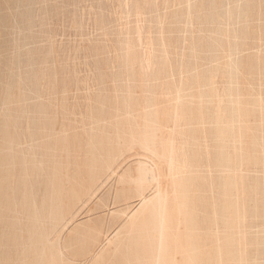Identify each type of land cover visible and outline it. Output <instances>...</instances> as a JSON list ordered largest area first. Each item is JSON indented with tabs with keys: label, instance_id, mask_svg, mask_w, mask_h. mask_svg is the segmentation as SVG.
I'll list each match as a JSON object with an SVG mask.
<instances>
[{
	"label": "rangeland",
	"instance_id": "374dc122",
	"mask_svg": "<svg viewBox=\"0 0 264 264\" xmlns=\"http://www.w3.org/2000/svg\"><path fill=\"white\" fill-rule=\"evenodd\" d=\"M0 98V264H149L158 185L177 259L264 264V0H0Z\"/></svg>",
	"mask_w": 264,
	"mask_h": 264
},
{
	"label": "bare ground",
	"instance_id": "6f19581e",
	"mask_svg": "<svg viewBox=\"0 0 264 264\" xmlns=\"http://www.w3.org/2000/svg\"><path fill=\"white\" fill-rule=\"evenodd\" d=\"M14 8V7H13ZM139 12V11H138ZM140 13V12H139ZM139 16V15H138ZM141 16V15H140ZM139 16V19H141V17ZM149 44V43H148ZM152 45V44H151ZM152 47V46H151ZM148 48V47H147ZM148 50V49H147ZM148 52V51H147ZM138 53V52H137ZM145 54V52H144ZM141 55V54H140ZM148 55V54H147ZM133 56V55H132ZM151 56V55H150ZM138 58V57H137ZM149 59V58H147ZM118 96V95H117ZM4 98V97H3ZM1 99V98H0ZM118 100V99H117ZM118 102V101H117ZM150 103V102H149ZM121 104V103H120ZM239 113V112H238ZM153 114V113H151ZM238 115H241V114H238ZM132 120V119H131ZM137 122V121H136ZM232 123V122H230ZM233 124V123H232ZM148 126V125H147ZM146 128V127H145ZM234 136V135H233ZM156 137H157V134H156V131L155 130H150V135L149 136H145V138H143L141 141L138 140L137 137H134L133 141H140L144 144L143 147H145L147 145L150 146L151 143L155 144L156 142ZM163 137V136H162ZM165 138V136H164ZM163 140V139H162ZM173 140V139H171ZM108 142V141H107ZM140 142H138L140 144ZM164 142V141H163ZM174 142V140L172 141V143ZM236 142V141H235ZM166 144V143H165ZM152 145V144H151ZM156 145V144H155ZM167 145V144H166ZM173 145V144H172ZM180 146V145H179ZM105 147V146H104ZM162 147V146H160ZM167 148V146H165ZM163 148V147H162ZM174 147H172V150H173ZM182 148V146H181ZM151 149V148H149ZM148 149V150H149ZM154 149V148H153ZM165 149V148H164ZM185 149V148H184ZM249 149V148H248ZM247 149V150H248ZM99 150V149H98ZM152 150V149H151ZM177 150L179 151V147L177 148ZM250 150V149H249ZM156 151V150H155ZM154 150L152 152H155ZM253 151V149H252ZM252 151H249L252 153ZM159 152V150H158ZM181 152V151H180ZM247 151V153L245 154H248L249 153ZM173 153H176V150L175 152H172ZM179 153V152H178ZM178 153H176L178 155ZM254 153V152H253ZM160 154V153H159ZM152 155V153H151ZM155 156H157V154H153ZM177 155H172L171 157L169 156L168 161L170 159V161L172 163H174L175 167L172 165V164H169L171 162L168 163V165H171L172 167H174L175 169V172H176V169L179 168V164H178V159L177 158ZM179 155H182V154H179ZM249 155L251 156V154L249 153ZM159 156V155H158ZM157 156V157H158ZM164 156V155H163ZM176 156V158H175ZM248 156V155H247ZM162 156H159V160L161 159ZM180 157V156H179ZM183 157H184V154H183ZM182 157V158H183ZM186 157V156H185ZM246 158V156H245ZM165 159V158H164ZM166 159V160H167ZM185 159V158H184ZM182 159V161L184 160ZM250 159V157H249ZM93 160V159H92ZM100 160V159H99ZM158 160V161H159ZM181 160V159H180ZM179 160L180 163H183L184 162H181ZM164 161V160H163ZM189 161V160H188ZM166 162V161H165ZM249 162V161H247ZM158 163V162H157ZM157 163H156V168L157 167H160L161 165H158L157 166ZM187 163V161H186ZM99 164V163H98ZM139 164H142V163H138V166H140ZM178 164V165H177ZM90 165V164H89ZM176 165L178 166L176 168ZM185 165V164H184ZM112 166V164H111ZM137 166V167H138ZM89 167V166H88ZM99 167V166H98ZM108 168V167H107ZM113 168V167H112ZM161 168V167H160ZM182 168H187V165L186 167L183 166ZM158 169V168H157ZM180 169H181V166H180ZM152 169H149V167H145V165H141L139 170L140 172V175H138L135 179L134 178V181H139L141 184L144 183L146 181V179H151L152 180V177L150 176H153V178L156 176V174L153 172V170L151 171ZM160 171V169H158ZM179 170V169H178ZM185 170V169H184ZM187 170V169H186ZM182 171V169L180 170ZM107 172V171H106ZM109 172V171H108ZM111 172V171H110ZM153 173V175H152ZM159 173V172H158ZM181 173V172H179ZM155 174V175H154ZM169 174V173H168ZM173 174V173H172ZM101 175V174H100ZM106 175V174H105ZM108 175V174H107ZM158 175V174H157ZM242 176V175H241ZM177 177V176H176ZM156 178H159V176L155 177ZM242 178V177H240ZM102 179V178H101ZM100 179V180H101ZM148 179V180H149ZM86 180V179H85ZM154 180V179H153ZM157 180V179H156ZM159 182V180H157ZM99 182V181H98ZM255 182V181H254ZM257 183V182H256ZM260 183V182H259ZM251 184V183H250ZM253 184V182H252ZM158 185V183H157ZM161 185V184H160ZM190 185V184H189ZM261 185V184H260ZM263 185V184H262ZM232 186V185H231ZM230 186V187H231ZM98 187V186H97ZM96 187V188H97ZM142 187V185H141ZM155 187V185H154ZM250 187V186H249ZM253 186H251L252 188ZM233 188V186H232ZM257 188H258V185H257ZM264 188V187H263ZM93 189V188H92ZM155 192H154V195H146L144 192H141L140 194H142V197H140V201H139V204H138V208L135 209V211H131L132 213H130V221L129 223L126 225V227L128 226L129 230H137L139 235L144 237L146 239V241L144 242V244H148L147 246H150V247H155V246H158V249H149L148 247V253H149V257L150 259H148V261L150 262L149 264H219V253L220 251L218 249L216 250H213V251H208V252H205L203 251V249H197V244H196V240L194 239L193 235H189L188 236V241H187V245L191 246L190 249H185V250H178L179 253L182 254V256L178 257L177 259V256L171 252V249H168V241L170 242L171 241V238L170 240H167V234H166V228L169 230V224L168 225H165V222L167 220V214L166 213V209H167V205L165 206V199H166V196L164 197V193L166 191L162 190L161 187H159V185L157 186V188H155ZM230 189V188H229ZM96 190V189H95ZM142 190V189H141ZM151 190H154V189H151ZM166 190V189H165ZM227 190V189H226ZM93 191V190H92ZM258 191V190H257ZM256 191V193H257ZM89 192V191H88ZM140 192V191H139ZM226 192V191H225ZM94 194V193H93ZM166 195V193H165ZM245 195H248L245 194ZM244 195V196H245ZM253 196H255V194H252ZM89 196H92L90 195L89 193ZM249 196V195H248ZM257 196V195H256ZM260 196V195H259ZM169 199V198H168ZM80 200V199H79ZM88 200V199H87ZM247 200V199H246ZM245 200V201H246ZM250 200V199H249ZM248 200V201H249ZM253 201V200H252ZM82 202V200H81ZM225 202V201H224ZM244 202V201H243ZM250 202V201H249ZM254 202V201H253ZM86 204V203H85ZM183 204V203H182ZM255 204V203H254ZM253 204V205H254ZM187 205V204H186ZM221 205V204H220ZM85 206V205H84ZM135 207V206H134ZM179 208V207H178ZM214 208V207H213ZM262 208V207H261ZM115 209V208H114ZM215 209V208H214ZM128 210V209H127ZM133 210V209H132ZM233 210V208H232ZM113 211V210H112ZM180 211V210H179ZM178 211V212H179ZM263 211V210H262ZM111 212V211H110ZM229 212V211H228ZM73 213V212H72ZM119 213V212H118ZM172 213V212H171ZM263 213V212H262ZM109 214V213H108ZM125 214V212H124ZM216 214V213H215ZM71 218V217H70ZM125 218V217H124ZM245 218V216H244ZM65 221H66V218H64ZM69 219V217H68ZM109 219V218H108ZM169 219V218H168ZM178 221V220H177ZM108 222V221H107ZM112 222V221H111ZM184 222V221H183ZM200 222V221H199ZM126 223V222H125ZM167 224V223H166ZM179 224V223H178ZM182 224V223H181ZM125 225V224H124ZM176 225V224H175ZM202 225V224H201ZM168 226V227H166ZM182 226V225H181ZM198 226V225H197ZM119 227V226H118ZM121 227V226H120ZM192 227V226H191ZM184 228V227H183ZM197 228V227H196ZM118 230V228H117ZM171 230V228H170ZM201 230V229H200ZM172 231V230H171ZM133 232V231H132ZM116 233V232H115ZM124 233V232H123ZM170 233V231H169ZM118 234L116 233V236ZM171 235V233H170ZM175 235V234H174ZM111 236V235H110ZM199 236V235H198ZM113 237V236H112ZM112 237H109L107 236L106 237V240H108V243L112 241ZM118 237V236H117ZM105 238V237H104ZM115 238V237H113ZM176 238V237H175ZM174 238V239H175ZM120 239V238H119ZM177 241V240H176ZM121 242V241H120ZM123 242V241H122ZM172 242V241H171ZM248 242V241H247ZM253 242V241H252ZM264 242V241H263ZM181 243V242H180ZM207 243V242H206ZM172 244V243H171ZM208 244V243H207ZM254 244V243H253ZM252 244V245H253ZM127 245V244H126ZM184 245V244H182ZM261 245V244H260ZM175 247V246H174ZM185 247V246H184ZM174 249V248H173ZM178 249V248H177ZM175 250H176V247H175ZM208 250V249H207ZM210 250V249H209ZM247 251V250H246ZM136 252V251H135ZM238 252V251H237ZM248 252V251H247ZM137 253V252H136ZM178 253V254H179ZM139 254V253H138ZM137 254V255H138ZM225 254V253H224ZM237 254V253H236ZM239 254H240V251H239ZM99 255V254H98ZM136 255V254H135ZM227 255V254H226ZM245 255V254H244ZM247 255V254H246ZM245 255V257H246ZM125 257V256H124ZM148 257V256H147ZM244 257V258H245ZM141 258V256H138L137 259L139 260ZM146 259V258H145ZM153 259V261H152ZM224 260V259H223ZM247 260V258H245V261ZM129 261V260H128ZM233 262V261H232ZM236 262V264H241V260H238V258H236L234 260V263ZM247 262V261H246ZM245 262V263H246ZM224 263V262H223ZM234 263H231V264H234ZM147 264V263H146ZM255 264V263H254Z\"/></svg>",
	"mask_w": 264,
	"mask_h": 264
}]
</instances>
